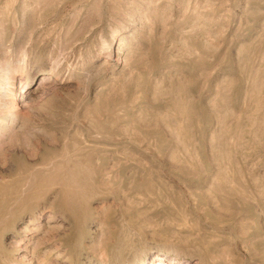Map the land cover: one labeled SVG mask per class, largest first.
Returning <instances> with one entry per match:
<instances>
[{
  "label": "rangeland",
  "instance_id": "rangeland-1",
  "mask_svg": "<svg viewBox=\"0 0 264 264\" xmlns=\"http://www.w3.org/2000/svg\"><path fill=\"white\" fill-rule=\"evenodd\" d=\"M0 264H264V0H0Z\"/></svg>",
  "mask_w": 264,
  "mask_h": 264
},
{
  "label": "bare ground",
  "instance_id": "bare-ground-1",
  "mask_svg": "<svg viewBox=\"0 0 264 264\" xmlns=\"http://www.w3.org/2000/svg\"><path fill=\"white\" fill-rule=\"evenodd\" d=\"M45 80V79H44Z\"/></svg>",
  "mask_w": 264,
  "mask_h": 264
}]
</instances>
